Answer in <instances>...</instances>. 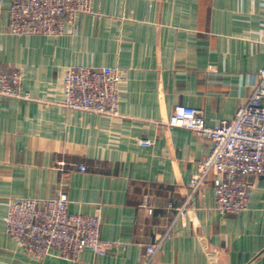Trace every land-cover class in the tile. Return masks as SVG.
Instances as JSON below:
<instances>
[{
    "label": "crops",
    "instance_id": "crops-1",
    "mask_svg": "<svg viewBox=\"0 0 264 264\" xmlns=\"http://www.w3.org/2000/svg\"><path fill=\"white\" fill-rule=\"evenodd\" d=\"M10 4L0 0V69L22 71L31 100L0 98V264H141L175 219L169 202L185 203L211 150L168 124L174 108L204 111L212 128L234 119L264 66V0H92L93 13L56 36L8 33ZM71 66L127 72L119 115L61 106ZM216 181L211 175L188 206L159 264H264V177L248 210L229 216L216 208ZM58 190L71 214L100 209L101 239L114 243L108 255L86 250L73 260L52 250L37 261L8 237V199Z\"/></svg>",
    "mask_w": 264,
    "mask_h": 264
},
{
    "label": "built area",
    "instance_id": "built-area-1",
    "mask_svg": "<svg viewBox=\"0 0 264 264\" xmlns=\"http://www.w3.org/2000/svg\"><path fill=\"white\" fill-rule=\"evenodd\" d=\"M8 13L11 35L56 36L78 16L92 14L93 8L92 0H11ZM126 74L119 67H68L61 80L64 95L61 106L69 111L115 117L119 115ZM258 79L252 95L234 119L223 121L219 127L207 126L202 110L183 105L174 108L168 124L210 141L211 150L197 161L185 203L177 206L169 202V208L175 210V219L164 235L145 247L141 264H159L158 256L172 238L175 225L184 223L188 206L211 175L217 179L216 208L221 215H238L248 210L257 179L264 177V66ZM23 82L24 75L19 69H0V98L31 100L29 94L22 92ZM141 144L149 147L153 142L145 140ZM79 170L84 173L86 167L80 165ZM69 204L63 190L49 198L8 199L6 233L37 261L45 259L52 250L73 260H79L86 250L97 256L108 255L114 243L101 239L100 209L91 216L71 214Z\"/></svg>",
    "mask_w": 264,
    "mask_h": 264
}]
</instances>
